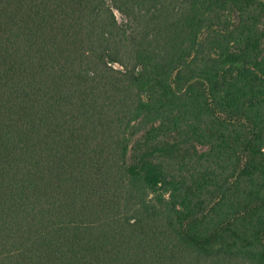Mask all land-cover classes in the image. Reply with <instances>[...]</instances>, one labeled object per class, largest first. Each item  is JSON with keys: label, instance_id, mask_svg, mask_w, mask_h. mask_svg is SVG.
Here are the masks:
<instances>
[{"label": "trees", "instance_id": "obj_1", "mask_svg": "<svg viewBox=\"0 0 264 264\" xmlns=\"http://www.w3.org/2000/svg\"><path fill=\"white\" fill-rule=\"evenodd\" d=\"M0 264H264V0H0Z\"/></svg>", "mask_w": 264, "mask_h": 264}]
</instances>
